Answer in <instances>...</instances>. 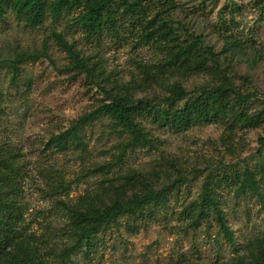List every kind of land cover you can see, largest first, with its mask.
<instances>
[{
  "label": "rangeland",
  "instance_id": "1",
  "mask_svg": "<svg viewBox=\"0 0 264 264\" xmlns=\"http://www.w3.org/2000/svg\"><path fill=\"white\" fill-rule=\"evenodd\" d=\"M140 5L144 10L135 14L125 13L122 5L115 30L92 36L78 21L81 9L58 18L48 14L37 27L10 9L0 19V159L19 171L10 175L18 193L15 209L6 214L26 242L38 247L45 264H252L264 244V181L261 196L236 195L234 184L220 189L233 244L213 215L196 222L190 211L212 170H242L246 163L257 170L264 163V123L229 129L215 122L175 131L142 119L155 146L129 147L121 154L128 134L99 115L78 128L80 140L50 141L110 97L152 99L168 94L174 82L192 90L217 81L210 73L185 76L161 68L163 45L141 37L146 25L159 20L182 38L202 36L234 84L254 92L249 112L264 109V0H140ZM55 33L84 62L76 63ZM33 54L40 57L30 58ZM147 72L162 79L153 83ZM128 175L146 178L156 188L183 181L151 212L123 215L100 231L89 249L82 246L65 256L75 242L71 208L84 197L108 202L116 189L125 196L143 190L141 183L128 184Z\"/></svg>",
  "mask_w": 264,
  "mask_h": 264
},
{
  "label": "trees",
  "instance_id": "2",
  "mask_svg": "<svg viewBox=\"0 0 264 264\" xmlns=\"http://www.w3.org/2000/svg\"><path fill=\"white\" fill-rule=\"evenodd\" d=\"M121 6L127 14L144 10L140 0H0V19L4 20L10 9L27 25L37 27L43 24L48 14L58 18L64 12L81 9L78 21L92 36L102 34L107 28L115 30ZM146 29L141 34L144 42H158L166 50L165 62L161 68L172 67L185 76L210 73L217 81L192 90L186 89L180 82H174L167 87L168 94L152 99L137 101L128 95L110 97L90 114L77 120L68 130L53 136L50 141L66 144L69 137L80 140L78 128L85 120L99 115L110 118L122 133L128 134L127 142L122 144L121 154H125L129 147L155 146V139L151 137L142 119L175 131H185L196 124L215 122L227 123L229 129L238 126L257 127L264 123V109L256 114L249 112L254 92H243L234 84L226 68L221 66L217 54L211 47L204 45L202 36L190 33L187 38H182L181 33L164 20H159L156 25L155 22L146 25ZM54 35L58 44L76 63L84 62L61 34ZM29 57L38 59L40 55L33 54ZM83 68H86L85 64ZM146 74L153 83H159L162 79L157 74ZM262 141L264 146V138ZM18 173L7 159H0V264H45L38 247L26 242L15 222L10 221L12 215L6 214L15 209L17 180L10 175L16 176ZM126 180L128 184V180L134 182V186L143 184V190L125 196L116 189L108 202L102 200V197H84L82 204L71 208L72 224L76 227L75 242L65 249V256L82 246L89 249L94 237L111 224L117 223L123 215L144 216L145 211L151 212L152 205L165 203L167 192L179 188L183 178L174 179L172 183L160 188L154 187L153 182L146 178L138 180L128 175ZM261 181H264V163L257 170L249 163L242 170L236 167L217 172L212 170L202 183L199 200L191 208L190 213H194L193 221L209 220L213 215L219 232L233 244V231L221 208L220 189L232 188L231 185L234 184L236 186L233 191L236 195L253 193L261 196ZM259 251L260 253H253L252 264H264V244Z\"/></svg>",
  "mask_w": 264,
  "mask_h": 264
}]
</instances>
